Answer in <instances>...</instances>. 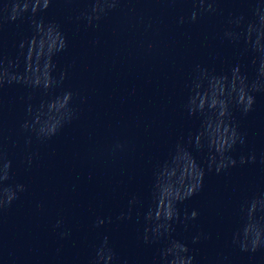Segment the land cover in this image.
Returning <instances> with one entry per match:
<instances>
[{
  "label": "clouds",
  "instance_id": "clouds-1",
  "mask_svg": "<svg viewBox=\"0 0 264 264\" xmlns=\"http://www.w3.org/2000/svg\"><path fill=\"white\" fill-rule=\"evenodd\" d=\"M53 0H4L0 5V14L7 13L8 20H17L23 12L31 13V20L34 26V35L30 39L21 41V55L25 56V69L21 73L14 71L19 67L17 62L0 59V88L5 84L22 83L33 87H42L45 91L59 84L51 75L54 67L52 57L55 53L63 51L67 42L59 31V26L55 23L45 24L43 18L37 19V14L46 11ZM196 6L193 8L189 20L195 22L199 16L204 13L215 12L214 5L217 0H192ZM256 7L253 9L254 19L247 26L246 41H251L253 33H256V40L253 48L256 52L264 50L260 38L264 36V14L261 12L260 0H252ZM120 0H94L90 14L85 15L89 24L94 20H99L101 14L106 9H115ZM103 5V6H102ZM243 20L244 17L239 18ZM180 23H184V18H180ZM239 23V20L237 21ZM57 38L56 42H50L51 37ZM226 36H234L231 32H226ZM239 39V36H235ZM151 47V45H149ZM27 49L26 54L24 49ZM199 68V66H197ZM264 73V69H262ZM64 78L61 75V80ZM207 80L206 88H203V82ZM223 82L219 87H213L214 82ZM257 82L249 83L247 78L240 74L239 69H233L231 79L227 75L209 76L207 70H200L199 75L194 77L192 82V95L187 105L190 114L194 112H207L201 131L190 137L189 142L195 143L197 149H201L207 142L208 160L207 170L213 169L220 174L229 167H234L237 161L227 153L234 148L237 140L244 143L243 137L239 136L236 127L228 121L230 116L229 106L240 108L243 113L247 114L254 104V97L250 92L258 91ZM31 99V97H29ZM72 99V93L66 92L62 97L44 104L41 103L38 108L33 109L29 104L27 108L28 117L21 125L24 131L33 132L38 139L46 140L57 134L63 123L68 122L72 116V110L69 102ZM27 143H31L28 140ZM117 147H122L117 145ZM255 156H241L239 163L244 164L254 162ZM0 162H2V174H0V211L10 206L18 198V193L25 191L23 184L15 186H6L4 182L10 179L9 170L11 161L7 159L6 153L0 151ZM31 162L29 158V163ZM156 180L152 190V206L145 213V243L163 241V247L159 249L160 264H194L195 255L192 249L184 241L173 237L175 231L173 224L183 223L185 228L188 227V221L195 220L198 216L196 210L190 213L185 211L181 219L178 204L190 199L196 195L203 187L205 169L199 166L191 154L186 151L180 144L176 146V153L169 162L158 166ZM168 191L167 198H162L161 193ZM137 202L133 197L129 201L130 206ZM264 202L259 198L245 200L240 207L241 219L243 226L233 235V244L238 245L241 251L255 252L264 241V229L261 228L260 221L255 218V213ZM125 214L121 213L119 219H125ZM128 219L131 218L129 213ZM264 219V217H262ZM57 222V227L60 226ZM104 219L97 220V226L103 225ZM63 237L70 235L68 232L61 233ZM202 234L192 237V243L200 241ZM117 260L116 253L109 247L107 237H104L100 245L95 249V255L92 258V264H114Z\"/></svg>",
  "mask_w": 264,
  "mask_h": 264
}]
</instances>
